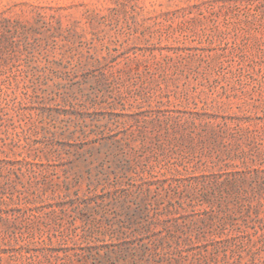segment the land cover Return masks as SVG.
I'll return each mask as SVG.
<instances>
[{"label":"rangeland","instance_id":"obj_1","mask_svg":"<svg viewBox=\"0 0 264 264\" xmlns=\"http://www.w3.org/2000/svg\"><path fill=\"white\" fill-rule=\"evenodd\" d=\"M11 41L24 53L2 63ZM0 64V102L25 116L0 149L40 148L56 177L84 172L72 192L88 200L65 223L104 212L120 222L131 206L133 229L153 224L146 237L125 229L96 244H48L76 261L90 253L88 264H168L147 246L171 227L180 243L158 252L174 264H264V0H0ZM83 94L92 103L82 112ZM171 111L203 118L195 143L182 123L166 131ZM84 118L108 125L97 135L85 128L90 146L80 139ZM126 161L136 169H122Z\"/></svg>","mask_w":264,"mask_h":264},{"label":"trees","instance_id":"obj_2","mask_svg":"<svg viewBox=\"0 0 264 264\" xmlns=\"http://www.w3.org/2000/svg\"><path fill=\"white\" fill-rule=\"evenodd\" d=\"M8 48L11 57L10 59H5L2 63L10 60L14 61L24 53V50L20 47V42L11 41ZM28 48H30V45L25 47V51H28ZM103 58L106 59V57ZM0 68H3V65L0 64ZM73 96L78 97L79 92L74 91ZM83 97L86 100H84L82 112L83 110H90L91 106L89 105L92 103L90 94H83ZM5 102V104L0 102V128H6L5 132L0 129V140L9 138V129L17 128L15 125L18 122L20 123L19 126H23L22 122L25 121L24 115L17 113L14 108L11 111L10 103L7 100ZM161 103L164 104L162 101ZM171 112L173 115L166 118L165 121L158 118L162 124H167L166 131L168 132L171 128L168 124L170 121L182 123L186 130H191L189 134L192 137L191 142L195 143L197 121L203 120V118L196 116L191 111L186 112L185 115L175 111ZM42 120H44L43 114ZM84 120L87 119L84 118L83 122H81L83 129L80 132V139L83 140L86 146H90L92 144L90 142L91 137L87 134L85 128L88 125H92L93 131H95L93 133L97 135L99 134L97 129H104L108 125H101V120L97 119H93L92 122L85 121V123ZM33 128L35 129L33 126L30 130ZM199 145L205 151L206 142L201 140ZM26 147L29 149L27 153L12 152L13 154H9L4 149H0V155H5V158H0V264H88V259L92 257V254L89 253L86 258L81 256L77 261L75 259L72 260L74 255H70L67 248L58 249L52 247L51 244H48V241L53 243L54 239L62 238L64 241L67 239L70 242L77 243L84 238L96 244L102 242L100 236L119 235L123 234L125 229H133L135 224L133 217L137 213L131 211V206L125 208L127 210L126 218L120 222H116L110 217L108 212H104L100 218L93 221L81 218V216L85 217V214L76 217L83 221L81 226L77 225L76 219H73V222L65 223L69 211L75 207L76 202L88 200L87 196L80 194L79 189L72 192L84 180V172L78 167V170L67 169L62 176L56 177L49 169L52 162L50 157L45 155L40 148L34 149L31 145ZM33 151L34 154H32ZM87 152L90 154L89 157H93L95 162L98 160L93 147H90ZM9 155H14L15 158L11 159ZM184 156L185 159L190 160L192 154ZM82 157H85L84 153L77 154L76 157V160L81 165ZM124 159L125 155L121 161L124 162ZM175 164L178 166L176 168L177 172H182L180 168L182 164ZM101 168L98 173L100 182L103 175L105 177L109 175L105 170V165L102 164ZM122 169L132 171L136 169V165L126 161ZM85 204L84 212L86 213L90 210L88 209V203L85 202ZM51 224L65 226L67 230L61 234H58V231L51 233ZM152 225L151 223L148 225L138 224L132 230V234L146 237ZM154 225H156V222ZM176 228H178V233L182 232L187 237H190L188 236L189 232L181 224L177 225ZM80 229H82L81 233L79 232ZM199 233H203V231H199ZM62 241L58 240V244L61 245ZM179 243L178 234L169 227L168 235L160 240L151 241L147 246V250L155 257H159L164 263L174 264L175 262L170 258H166V254L158 251L159 249L173 248L175 244L178 245ZM249 245L257 247L258 242L251 240ZM37 246H44L45 251L34 249ZM263 249L264 245H261L259 250L263 251ZM41 252L45 254H41Z\"/></svg>","mask_w":264,"mask_h":264}]
</instances>
